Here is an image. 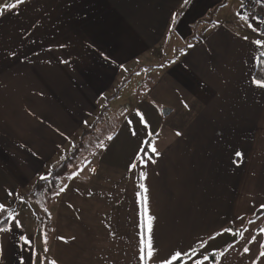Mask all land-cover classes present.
Masks as SVG:
<instances>
[{
    "label": "crops",
    "instance_id": "0c3cea01",
    "mask_svg": "<svg viewBox=\"0 0 264 264\" xmlns=\"http://www.w3.org/2000/svg\"><path fill=\"white\" fill-rule=\"evenodd\" d=\"M240 5L0 0V205L14 218L0 264H145L149 243L147 264L192 247L203 264H264V38ZM128 88L112 139L81 151L39 212L24 195Z\"/></svg>",
    "mask_w": 264,
    "mask_h": 264
},
{
    "label": "trees",
    "instance_id": "16d2710c",
    "mask_svg": "<svg viewBox=\"0 0 264 264\" xmlns=\"http://www.w3.org/2000/svg\"><path fill=\"white\" fill-rule=\"evenodd\" d=\"M255 77L257 80L264 81V63L258 65L256 73H255ZM109 98H111V96L108 97V99ZM107 110H108L107 106H104L98 111V113L92 119L89 125L90 127L89 132L94 131V129L99 125V123L102 120V117L104 115H107L108 113ZM86 135H87V131H84L83 136L85 137ZM84 145L85 144L81 142L73 152L66 155L65 159L63 160L61 164H59L58 166L54 167L51 170V172L46 178L38 179L33 184L29 192L26 195H24L25 197L28 196L30 200H32V202L37 205V208L39 210L42 208L40 204H43L42 198L44 194H49L50 192L53 193L54 191L56 190L59 191L61 189L62 180L68 173L70 166L74 164V162L77 160L80 152L85 149ZM263 212L264 211H261L260 213H258V215H260ZM8 218H9V210L6 209V211L0 212V227L5 228L7 226L8 221H9ZM214 259H215V256L210 257V260L212 262L215 261Z\"/></svg>",
    "mask_w": 264,
    "mask_h": 264
},
{
    "label": "rangeland",
    "instance_id": "374dc122",
    "mask_svg": "<svg viewBox=\"0 0 264 264\" xmlns=\"http://www.w3.org/2000/svg\"><path fill=\"white\" fill-rule=\"evenodd\" d=\"M133 85V84H132ZM139 94L142 95L143 93V89H142V85L139 88ZM138 91L136 92V94L138 93ZM132 94V93H131ZM136 97H138V95H136ZM131 95H130V88L124 90V92L121 94V96L116 100V102L113 104L114 107H116V104H119L121 107L116 108L115 110H111L109 111L110 114L104 115L102 117L101 122L99 123V125L97 126L96 130L89 132V125L86 126L84 128V131H87V135L83 138L82 142L85 144L84 147V151L82 153L81 156H79V160H77L76 162L79 161V163H83V162H88L91 159V155L90 152H93V150H96L97 146L102 145L103 143L107 142V137L111 136L113 132H116L118 130V128L121 126V122L122 119L124 117V115H127V106L129 105L128 103L131 100ZM124 106V108H123ZM133 109V106H131V110ZM89 128V129H88ZM99 139V140H98ZM100 148V147H98ZM89 153V154H88ZM74 162L73 166L76 165L77 163ZM64 182V180H62V183ZM34 206L37 208V205L35 203H33ZM42 207V204H40ZM38 210V208H37ZM39 212H41V209L39 210ZM41 215V213H39ZM23 215L22 213L19 214V216ZM25 218V217H24ZM24 220V219H23ZM21 219V217H19V223L23 224V221ZM36 224L39 226L42 224V220L40 219L39 222H36Z\"/></svg>",
    "mask_w": 264,
    "mask_h": 264
},
{
    "label": "snow or ice",
    "instance_id": "6c2138e0",
    "mask_svg": "<svg viewBox=\"0 0 264 264\" xmlns=\"http://www.w3.org/2000/svg\"><path fill=\"white\" fill-rule=\"evenodd\" d=\"M18 2L22 3V2H24V0H18ZM185 3H187V0H185ZM2 7L7 11H11L17 7V3L6 4ZM0 14H2V13H0ZM172 22L173 23L176 22L175 16H173ZM248 27H251V25L249 24ZM245 39H247V37H245ZM254 43L258 46H264V43H262L260 40H256V41H254ZM253 84L258 88H264V81L254 80ZM141 119H143V117H141ZM177 135H179V133H177ZM108 139L111 140L112 137L109 136ZM102 146L103 145H101V147ZM145 151H146V149H145ZM152 153L158 154L155 147L152 148ZM239 155L240 154L237 153V156H239ZM138 164H139V158L137 160V164L130 165V167L135 168L136 166H138ZM42 179H43V177H42ZM141 187H143V185ZM60 191L61 192L64 191L63 187L60 189ZM145 191H147V189H145ZM9 194L11 195V193H9ZM141 202L144 205L145 214H147V211H148L147 199L143 198ZM4 211H6V209L4 208L3 205H0V212H4ZM8 219H12L14 221L13 217H9ZM249 223H253V222L249 221ZM151 230H152L151 229V217L149 216L148 217V232L150 233ZM7 231H8L7 228L0 227V232H7ZM260 232H261V234H264V228L260 229ZM218 235H219V233H218ZM252 239H255V237H253ZM26 243H27V241H26ZM45 243H46V241H45ZM260 248L264 249V244H261ZM140 251H141V256H140L141 261H144L145 264H147V261L151 260L153 257L151 243L148 244L147 259H146L145 255L143 254L144 253L143 247L141 248ZM248 251H249V249L247 247H245L244 252L247 253ZM196 255H197V250L195 247H192L191 251H184V250L174 251V252H171L168 257H165L162 260L161 264H187V261L185 260V258H187V260H191L192 264H203V261L200 259H197ZM220 255L223 256L224 253H221ZM259 255L261 257H264V250H261ZM204 260H207V256L204 257Z\"/></svg>",
    "mask_w": 264,
    "mask_h": 264
},
{
    "label": "built area",
    "instance_id": "2783aa9c",
    "mask_svg": "<svg viewBox=\"0 0 264 264\" xmlns=\"http://www.w3.org/2000/svg\"><path fill=\"white\" fill-rule=\"evenodd\" d=\"M240 13L256 27L257 33L264 38V0H240Z\"/></svg>",
    "mask_w": 264,
    "mask_h": 264
}]
</instances>
